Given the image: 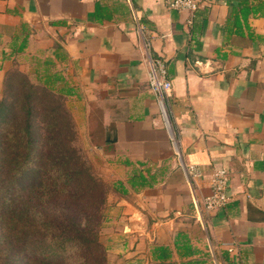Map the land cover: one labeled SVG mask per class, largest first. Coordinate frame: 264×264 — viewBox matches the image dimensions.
<instances>
[{"label": "crops", "instance_id": "0c3cea01", "mask_svg": "<svg viewBox=\"0 0 264 264\" xmlns=\"http://www.w3.org/2000/svg\"><path fill=\"white\" fill-rule=\"evenodd\" d=\"M187 19L165 0H0V87L15 65L66 96L122 189L106 209L127 223L123 264H264V0H200ZM138 26L166 64L171 126L184 161L203 169L196 182L149 89ZM217 167L230 171V200L199 212Z\"/></svg>", "mask_w": 264, "mask_h": 264}, {"label": "trees", "instance_id": "16d2710c", "mask_svg": "<svg viewBox=\"0 0 264 264\" xmlns=\"http://www.w3.org/2000/svg\"><path fill=\"white\" fill-rule=\"evenodd\" d=\"M13 71L6 72L4 82ZM23 73V82L37 91L26 90L24 100L17 94L13 104L5 98L0 100V124L8 112L21 119L7 129L6 141H0V154L8 150L0 157V202L7 200L8 194L12 196L9 192H16V187L29 190L25 198H9L0 216V255L7 256L18 247L30 254L21 257L14 251L11 255L16 262L27 259L29 264H110L107 247L100 239L107 217L108 187L81 155L66 96ZM39 91L58 99V103L48 101L47 106L46 98H37ZM46 106L44 112L37 111ZM38 123L41 126L36 127ZM40 130L43 134L37 132ZM8 163L6 172L11 174L3 176L1 172ZM129 180L133 185L145 184L142 173ZM44 251L47 253L43 256Z\"/></svg>", "mask_w": 264, "mask_h": 264}, {"label": "rangeland", "instance_id": "374dc122", "mask_svg": "<svg viewBox=\"0 0 264 264\" xmlns=\"http://www.w3.org/2000/svg\"><path fill=\"white\" fill-rule=\"evenodd\" d=\"M1 59L2 58L0 57V64L3 65V63H1ZM1 65H0V68H1ZM24 69H26V68H24ZM11 70H14V71L9 76V80H7V83H6V80L4 82V79H3V86H2V88L0 87V100L5 98L8 101L7 103H9V104H13L15 102L17 94L19 96L22 95L21 97L24 100V93L26 90L29 91L30 89H34L32 91H35V92L37 91L34 87H31L29 89L28 85H26L23 82L26 80L23 72L26 73L27 71L22 70L21 66L19 67V66L11 65L9 67V71H11ZM21 70H22V72H21ZM30 74H28V72H27L28 77L30 79H34V76L31 77L32 75H30ZM9 83H10V85H9ZM4 84H5V86H4ZM37 88H39V87H37ZM38 90H42V89H38ZM38 93H41V94L40 95L38 94L37 98L41 99L42 101H43V98L47 99V100L44 99V100H46V101H44V102H46V105H47L48 101H50L51 104H55L58 101V99H53L51 97H47L44 94V92H42V91H39ZM41 100H39V101H41ZM47 106L44 107L43 109H41V107H40L39 110L37 109V111L38 112H42V111L44 112V110L47 108ZM53 106H55V105H53ZM66 106L68 108L67 103H66ZM71 117H73L72 114H71ZM35 118L38 120L37 116ZM1 120H2V124H0V141L5 142L7 139V135L9 133L7 131V129L10 130L11 125L13 123H18L19 121L21 122V119L15 118L10 112H8L3 116V118ZM72 122H73V118H72ZM39 126H41V124L38 123L36 127H39ZM76 131H77L76 141H77V144L79 145V147L81 149V155H83V158L86 161H88L89 165L92 167V171L96 175L101 176V178H103V181L106 183V185L108 187V190L106 192L107 204L113 203V200L118 195L117 193L119 191H122V189H120V187H117V189H114V183H115V181L118 180V178L114 177L113 174L111 175L112 167H107L105 165V164H107V163H105V161H103V162L99 161L96 151L94 149L90 148L89 146H87L82 133L80 131H78L77 129H76ZM37 132H39V133L41 132L43 134L42 130L37 131ZM41 138L44 139L43 135ZM6 151H8V150L4 149L3 151H1V153L3 152L2 154L6 155ZM2 154H0V157L2 156ZM8 167H9V163L4 168V171L1 172V174L3 176L11 174L9 172H6ZM44 174H45V172H44ZM35 176L40 177V175H38V174H36ZM27 177H29V175H27ZM7 180H9V179H7ZM27 182H28V180H27ZM34 184H37V183H34ZM23 186H25L24 182H23ZM13 190H14V188H12V191ZM28 190L29 189L22 190V189L16 187V189H15L16 192H9L12 194V196H9V194H8L7 195L8 199L0 202V216L3 215L2 212L4 211V208L8 206L9 198L11 199L12 197H14V199H16L17 197L20 198V196H23L25 198L27 196ZM3 194L6 195V193H3ZM107 210L108 209H105V213H106L107 217H106V221L104 222L105 225L102 228V233L100 235V239H101L103 245L107 247L108 260H109L110 264H123V263L128 262L130 260V257H132V252L130 253L127 250L126 243H124L126 240V237H125L126 234H121V232L127 231V229H126L127 223H125V221L122 218L116 217L115 212L113 210H111V209H109L108 211ZM115 238L120 239V243H121L120 247H117V245L114 244ZM18 243L19 242H16L14 244H17V246H18ZM14 251H17L16 253L21 257L27 256L30 254L24 250L22 251L21 249H18V247H17L12 252H10V254H8L7 256L0 255V264H17L18 262H20L21 264H29L27 259L26 260L25 259L24 260H18L17 262L14 261V259H13L14 257L12 256V255H14L13 254ZM46 253L47 252L44 251L41 254L44 256ZM49 256H50V254H48V257Z\"/></svg>", "mask_w": 264, "mask_h": 264}, {"label": "built area", "instance_id": "2783aa9c", "mask_svg": "<svg viewBox=\"0 0 264 264\" xmlns=\"http://www.w3.org/2000/svg\"><path fill=\"white\" fill-rule=\"evenodd\" d=\"M199 2L200 0H165V3L169 8L188 14V24L192 23V17L199 7ZM138 33L141 37L142 47L148 62L149 89L158 99L163 119L170 133L173 148L178 156L179 164L181 165L187 180L190 183L196 182L203 176V169L199 164L184 161L181 153L180 139L171 126L168 105L172 92V82L168 77L166 64L164 60L155 57L151 52L152 34H150L143 26H138ZM204 63L206 65L210 64L207 61ZM199 64L203 63L199 61ZM229 181L230 171L228 168H214L210 173L209 178L210 192L205 195L202 198L201 203L198 204V211L201 212L202 209L207 212L215 211L226 206L230 200L228 192Z\"/></svg>", "mask_w": 264, "mask_h": 264}]
</instances>
